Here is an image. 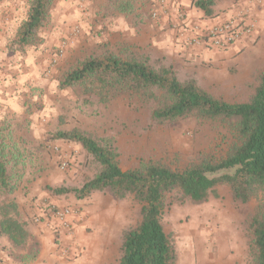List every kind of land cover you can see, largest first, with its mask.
<instances>
[{
	"label": "rangeland",
	"instance_id": "rangeland-1",
	"mask_svg": "<svg viewBox=\"0 0 264 264\" xmlns=\"http://www.w3.org/2000/svg\"><path fill=\"white\" fill-rule=\"evenodd\" d=\"M28 1L0 0V117L32 146L43 142L47 147L29 156L23 188L16 193L20 214L32 224L31 236L20 246L1 238L0 261L1 254L11 250L16 260L10 259L15 264H53L49 259L37 261L41 245L34 241L32 230L43 221L51 230L49 245L55 247L64 264H118L121 232L137 224L141 204L132 196L120 200L108 192H94L81 199L71 194H49L46 185H79L92 167L86 165V154L77 143L50 141L48 134L80 127L112 139L117 160L126 170L141 156L164 158L174 168L218 156L225 147L226 127L194 117L158 125L147 109L130 105L122 98L107 105L80 103L76 91L57 86L59 76L73 59L115 51L124 42L145 45V31L134 25V14L118 13L106 0H56L40 31L41 45L21 49L14 44V38ZM240 1L222 0L218 9L222 13L231 10L232 5L244 7L237 4ZM248 1L251 0H245V4ZM255 1L261 7V22L256 23V33L248 37L244 46L222 61L171 57L178 65V73L195 72L203 88L226 101L247 100L264 71V0ZM131 2L137 12L142 9L144 16L151 18L155 0L153 4L151 0ZM112 19L116 21L115 28ZM54 151L70 157L67 169L60 168V155ZM263 200L259 192L246 203L235 201L229 187L219 184L203 202L169 204L163 210L161 224L177 247L175 264H253L249 221ZM62 207H73L77 212L72 226L52 222L48 216L49 210ZM43 212L45 216L40 214ZM67 247L71 251L63 254L62 249ZM54 264H59L57 259Z\"/></svg>",
	"mask_w": 264,
	"mask_h": 264
},
{
	"label": "trees",
	"instance_id": "trees-1",
	"mask_svg": "<svg viewBox=\"0 0 264 264\" xmlns=\"http://www.w3.org/2000/svg\"><path fill=\"white\" fill-rule=\"evenodd\" d=\"M56 0H29L14 44L21 49L39 47L41 29L47 24ZM132 0H106L118 13H138ZM222 0H192L204 18L220 14ZM138 9V8H137ZM172 58L137 41L124 42L115 51L76 57L58 78V88H70L80 103L107 105L122 98L149 111L158 124L188 117L217 122L226 127L225 147L216 156L193 160L174 168L161 157H136L126 170L117 160L112 139L96 136L80 127L48 134L56 142L77 143L92 167L79 185L45 186L54 196L85 198L108 192L116 199L132 196L141 204L135 226L121 232L118 264H175L178 250L161 224L163 210L173 203H200L219 184H226L233 200L248 202L261 192L264 198V71L245 101H226L203 88L195 72L178 73ZM32 146L0 117V239L20 246L31 236L32 224L19 212L16 193L23 188L29 156L45 149ZM47 151H52L50 148ZM56 155L59 153L54 151ZM60 160V158H59ZM253 264H264V200L249 221ZM3 248V246L1 247Z\"/></svg>",
	"mask_w": 264,
	"mask_h": 264
},
{
	"label": "crops",
	"instance_id": "crops-1",
	"mask_svg": "<svg viewBox=\"0 0 264 264\" xmlns=\"http://www.w3.org/2000/svg\"><path fill=\"white\" fill-rule=\"evenodd\" d=\"M153 1L154 0H151L152 4ZM237 4L245 5L244 7L248 8L249 18L256 21L257 24H260L262 11H260L261 7H258L259 5L256 3L255 0L248 1L246 4L245 0H242ZM152 7H154V5ZM235 7L236 5H232L231 10L227 12H222L214 18H204L202 11L192 5V0H176L174 4L168 2V6L164 8V10L160 13V16L157 19L140 17L138 15L137 17H135L134 25L139 26L141 30L145 31V37H143L145 45H149L151 48H153L156 52L160 54H165L170 58H179L180 60L193 59L200 61L201 59L209 60V58H211L212 61H222V59L232 55L233 51H236L240 47L244 46L247 43L248 39L243 40L242 42L237 43L235 46L225 50L213 49L209 51L199 45L186 46L184 45L185 43L183 37L179 31L180 28L177 27V25H179V20L177 18V10L178 8L182 9L183 12L187 15L190 23L212 26L226 18ZM141 11L142 9H139L138 13H141ZM112 21L114 22L112 23L114 24L115 28L116 21L113 19ZM49 213L50 210L48 211V216ZM40 214L45 216L44 212ZM51 221L54 222L55 220L52 218ZM46 225L47 224L43 221L38 222V225L32 230V236L34 241H38L41 245L39 253L40 255L37 261L39 262L43 259H49L48 262L54 264L55 259H57V262L59 264H64V261L58 258L55 247L49 245V243L52 241V235L51 230L48 228V225ZM6 243L10 244L8 238H6ZM46 252L49 254L48 256H45ZM3 254L4 255L1 254L2 261L0 262V264H15L13 262L15 256L10 255L13 254L11 253V250L10 252L9 250L5 251Z\"/></svg>",
	"mask_w": 264,
	"mask_h": 264
},
{
	"label": "built area",
	"instance_id": "built-area-1",
	"mask_svg": "<svg viewBox=\"0 0 264 264\" xmlns=\"http://www.w3.org/2000/svg\"><path fill=\"white\" fill-rule=\"evenodd\" d=\"M156 4L151 10V18L157 19L160 13L168 6V2L174 4L176 0H155ZM177 18L179 20L180 33L184 43L187 45H199L206 50H225L235 46L237 43L248 39L249 36L256 33L258 27L256 21L248 16V8H234L223 20L212 26L190 23L187 15L182 9L178 8ZM60 155V168L65 170L70 163V157L58 152ZM77 212L73 207H62L51 210L49 217L55 220L57 224L71 225L75 220ZM36 220L38 218L36 217ZM73 228V227H72ZM71 251L69 247L63 248L62 253L68 254ZM1 262V261H0Z\"/></svg>",
	"mask_w": 264,
	"mask_h": 264
}]
</instances>
